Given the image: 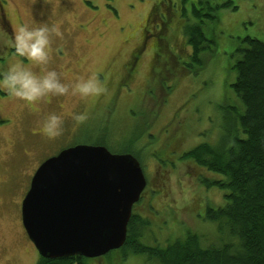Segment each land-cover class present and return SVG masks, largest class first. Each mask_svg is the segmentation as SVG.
<instances>
[{"label": "rangeland", "instance_id": "rangeland-1", "mask_svg": "<svg viewBox=\"0 0 264 264\" xmlns=\"http://www.w3.org/2000/svg\"><path fill=\"white\" fill-rule=\"evenodd\" d=\"M0 5V72L22 63L40 74L39 65L5 42L21 25L55 27L62 37L50 36L47 68L70 85L95 74L105 87L83 99L50 94L33 105L0 89V264H35L39 253L19 221L16 202L43 158L76 142L106 145L141 162L148 188L133 209L146 217V227H137L141 242L165 246L187 230L200 233L203 244L211 241L217 224L202 218L208 206L225 203V191L200 180L216 173L179 155L201 142L229 145L238 121L234 112L243 110L230 85L236 79L230 65L244 37L264 41V0H0ZM215 5H222L217 16L204 19L213 41L202 54L203 67L194 71L185 26L198 21L193 7L208 13ZM49 113L63 116V132L52 140L37 130ZM173 120L181 125L172 127ZM171 130L178 138L176 154L172 150L164 158L163 139ZM112 253L119 256L87 264H158L144 254Z\"/></svg>", "mask_w": 264, "mask_h": 264}, {"label": "trees", "instance_id": "trees-1", "mask_svg": "<svg viewBox=\"0 0 264 264\" xmlns=\"http://www.w3.org/2000/svg\"><path fill=\"white\" fill-rule=\"evenodd\" d=\"M223 5H230V1ZM221 6H209L208 13L193 7L198 21L185 26L192 50L193 63L189 68L194 71L203 67L202 54L213 41L204 31V19L213 20ZM242 41L243 45L236 49L239 57L230 65L236 71V79L230 85L239 96L243 110L234 112L238 121L231 127L229 145L226 142L217 148L201 142L182 154L183 159H192L217 174L213 179H200L205 186L216 185L225 191V203L208 206L202 218L217 224L211 230L212 240L203 244L200 233L187 230L165 246L148 245L140 241L141 231L137 229L145 228L146 220L135 219V215L128 225L126 243L114 251L144 254L158 264H264V41L251 36ZM74 145L77 143L71 146ZM175 148L169 146L163 157L170 158ZM112 252L103 256L112 259L119 256ZM88 261L94 259L79 255L49 259L39 255L36 264H87Z\"/></svg>", "mask_w": 264, "mask_h": 264}, {"label": "water", "instance_id": "water-1", "mask_svg": "<svg viewBox=\"0 0 264 264\" xmlns=\"http://www.w3.org/2000/svg\"><path fill=\"white\" fill-rule=\"evenodd\" d=\"M147 179L132 153L79 143L47 158L22 201V223L40 256L95 258L121 248Z\"/></svg>", "mask_w": 264, "mask_h": 264}, {"label": "clouds", "instance_id": "clouds-1", "mask_svg": "<svg viewBox=\"0 0 264 264\" xmlns=\"http://www.w3.org/2000/svg\"><path fill=\"white\" fill-rule=\"evenodd\" d=\"M54 33L62 37L58 28L49 29L47 26L30 28L26 25L19 26L11 39L5 43L10 44L17 54L25 57L41 67V73L36 74L22 63L8 66L6 71L0 72V89L15 98L33 105L41 98L48 95L66 94L79 95L80 98L99 95L105 91L104 85L92 74L87 79L81 78L75 84L62 82L57 71L48 69L50 52V36ZM71 92L69 93V89ZM76 120H83V114H74ZM39 133L52 140L59 137L63 132V116L56 113L47 114L38 124Z\"/></svg>", "mask_w": 264, "mask_h": 264}, {"label": "flooded vegetation", "instance_id": "flooded-vegetation-1", "mask_svg": "<svg viewBox=\"0 0 264 264\" xmlns=\"http://www.w3.org/2000/svg\"><path fill=\"white\" fill-rule=\"evenodd\" d=\"M0 13L2 14V15H4V11H3V6L2 5H0ZM113 100V99H112ZM114 118V117H113ZM173 121H175V120H173ZM174 125L175 126H178V125H181V120H177V121H175V123L172 125V127H174ZM170 129H171V127H170ZM174 130H171V131H167V136H166V143L168 142V145H167V147H169V146H176V145H178V138H175L174 136ZM180 132H178V134H179ZM77 144H79V143H82V142H76ZM71 145H73V144H71ZM71 145H66L65 147H63V148H61V149H59L57 152H55V153H53V154H49V155H47L45 158H43V160H42V162L43 161H45L47 158H49V157H51V156H54V155H56V154H58L62 149H64V148H66V147H69V146H71ZM108 148V147H107ZM175 151H176V149H175ZM176 153V152H175ZM179 153V152H178ZM183 154V153H182ZM182 154L181 155H179V157H181L182 156ZM150 155H152L151 153H150ZM154 159H155V157H154ZM155 161V160H154ZM41 162V163H42ZM41 163H39V165L35 168V170L33 171V173H32V175H31V177L29 178V181H28V183H27V188L25 189V191H24V194H23V196L21 197V199H20V201H17L16 202V204L18 205V209H19V221L21 222V224H23L22 223V210H21V208H22V201H23V199H24V197H25V195H26V193H27V191H28V189H29V187H30V183H31V179H32V177H33V175H34V173H35V171L37 170V168L40 166V164ZM148 184V183H147ZM148 188V185H146V187H145V189H147ZM145 189H144V191L142 192V194H141V197H140V199H139V201L138 202H136L135 204H134V206L135 205H137L140 201H141V198H142V196H143V194L145 193ZM152 190L149 188L148 189V192H149V197H147V200H150L151 199V195H150V192H151ZM147 192V191H146ZM134 206H133V209H134ZM136 215V216H135ZM133 216H135L134 218L136 219H141V220H146V217L145 216H143L140 212H134V210H133V214H132V217ZM134 219V220H135ZM27 234V233H26ZM29 238V237H28ZM31 241V240H30ZM38 259H39V256L36 258V261H35V264L37 263V261H38Z\"/></svg>", "mask_w": 264, "mask_h": 264}]
</instances>
